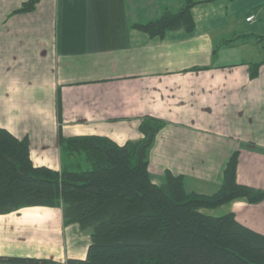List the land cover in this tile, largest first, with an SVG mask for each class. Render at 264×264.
Returning a JSON list of instances; mask_svg holds the SVG:
<instances>
[{
	"label": "crops",
	"instance_id": "obj_1",
	"mask_svg": "<svg viewBox=\"0 0 264 264\" xmlns=\"http://www.w3.org/2000/svg\"><path fill=\"white\" fill-rule=\"evenodd\" d=\"M28 1L0 0V129L28 139L35 167L62 171L60 136L124 146L152 118L164 123L148 154L154 184L170 172L187 193L214 195L237 153L238 183L264 190V65L251 77L264 26L246 21L264 18V0H190L194 30L162 39L134 26L185 0H41L19 12ZM204 212L264 236V202ZM47 229L33 238L53 246L57 228ZM89 245L66 260H84Z\"/></svg>",
	"mask_w": 264,
	"mask_h": 264
},
{
	"label": "trees",
	"instance_id": "obj_2",
	"mask_svg": "<svg viewBox=\"0 0 264 264\" xmlns=\"http://www.w3.org/2000/svg\"><path fill=\"white\" fill-rule=\"evenodd\" d=\"M40 1L29 0L19 12L33 11ZM194 5L185 0L179 11H166L134 28L160 39L168 32H192ZM262 65L252 67V78ZM163 126L145 119L140 128L144 138L124 146L105 137L60 136L67 162L61 172L35 167L28 139L0 129V217L32 208L57 209L64 226L77 224L90 232L84 260L0 256V264H264L263 235L240 225L233 214L204 212L238 200L264 202V190L238 183V154L228 162L214 195L187 193L183 178L170 172L156 185L148 154Z\"/></svg>",
	"mask_w": 264,
	"mask_h": 264
},
{
	"label": "rangeland",
	"instance_id": "obj_3",
	"mask_svg": "<svg viewBox=\"0 0 264 264\" xmlns=\"http://www.w3.org/2000/svg\"><path fill=\"white\" fill-rule=\"evenodd\" d=\"M256 23L264 26V18L256 20ZM258 25V26H259ZM255 42L259 47L264 46V30H258ZM47 228H57V241L51 238L44 246L34 240L37 232L44 233ZM48 230V229H47ZM90 242V232L82 231L76 225L64 226L61 210H22L18 213L0 217V255L26 256L36 258H48L56 261L66 260L69 254L81 248L86 249ZM89 248V247H88ZM64 260V261H65Z\"/></svg>",
	"mask_w": 264,
	"mask_h": 264
},
{
	"label": "built area",
	"instance_id": "obj_4",
	"mask_svg": "<svg viewBox=\"0 0 264 264\" xmlns=\"http://www.w3.org/2000/svg\"><path fill=\"white\" fill-rule=\"evenodd\" d=\"M246 21H247L248 23H252V22H254V21H255V16H254V15L249 16V17L246 19Z\"/></svg>",
	"mask_w": 264,
	"mask_h": 264
}]
</instances>
